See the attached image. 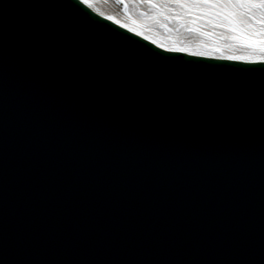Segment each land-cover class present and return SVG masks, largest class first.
Returning a JSON list of instances; mask_svg holds the SVG:
<instances>
[{"label":"water","instance_id":"water-1","mask_svg":"<svg viewBox=\"0 0 264 264\" xmlns=\"http://www.w3.org/2000/svg\"><path fill=\"white\" fill-rule=\"evenodd\" d=\"M200 57L0 0V264H264V71Z\"/></svg>","mask_w":264,"mask_h":264},{"label":"bare ground","instance_id":"bare-ground-1","mask_svg":"<svg viewBox=\"0 0 264 264\" xmlns=\"http://www.w3.org/2000/svg\"><path fill=\"white\" fill-rule=\"evenodd\" d=\"M122 2V0H119ZM117 4L113 0H93L88 6L99 15L135 32L157 46L173 51H181L195 55H206L211 57L230 58L238 57L220 52L213 54L215 49L205 44L198 45L195 38H205L212 42H226L235 44L248 50H257L245 41L243 35L234 31L224 23H218L207 18H195L182 12L178 6L157 5L128 0L127 3ZM119 22V23H118ZM253 23L245 19V24ZM221 25L223 28L217 27ZM217 29V31H215ZM252 50V51H253ZM217 51V50H216ZM245 61H256L249 59Z\"/></svg>","mask_w":264,"mask_h":264},{"label":"snow or ice","instance_id":"snow-or-ice-1","mask_svg":"<svg viewBox=\"0 0 264 264\" xmlns=\"http://www.w3.org/2000/svg\"><path fill=\"white\" fill-rule=\"evenodd\" d=\"M92 2L93 0H79L85 8ZM122 2L127 3L128 0ZM135 2L147 3L154 7L178 6L182 12L195 18H207L227 24L243 35L247 43L261 50V54L255 57H230L229 62L243 63L245 60L254 59L257 63L248 69L264 71V0H135ZM245 19L253 23L245 24ZM200 58L206 59L207 56L202 54Z\"/></svg>","mask_w":264,"mask_h":264},{"label":"rangeland","instance_id":"rangeland-1","mask_svg":"<svg viewBox=\"0 0 264 264\" xmlns=\"http://www.w3.org/2000/svg\"><path fill=\"white\" fill-rule=\"evenodd\" d=\"M217 27L223 28L221 25H218ZM215 31H217V29H215ZM195 41L198 42V45L199 43L205 44L207 47L215 49L214 51H210L213 54H219L220 52H223L225 54H231L239 57H255L261 54L260 49H257L256 51L252 49V51L243 47H238L235 44H230L226 42H212L205 38H200L199 36L195 38Z\"/></svg>","mask_w":264,"mask_h":264}]
</instances>
